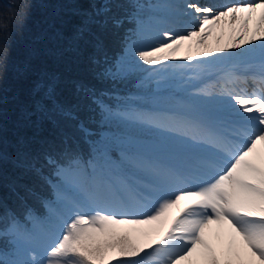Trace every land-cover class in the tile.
<instances>
[{"label": "snow or ice", "instance_id": "snow-or-ice-1", "mask_svg": "<svg viewBox=\"0 0 264 264\" xmlns=\"http://www.w3.org/2000/svg\"><path fill=\"white\" fill-rule=\"evenodd\" d=\"M186 7L200 14L195 17L196 30L165 31L166 40L134 49V55L149 66L168 68L171 65L164 62L182 60L196 67L191 62L197 56L207 58L227 49H242L229 55L251 61L258 57L259 75H232L227 83L246 85L251 79L258 84L257 89L249 93L243 87L237 90L222 85L218 93L200 90V96L216 97L212 103L219 106V113L183 123V128L193 130L190 141L196 144L185 142L193 150L179 168L125 154L122 159L131 164V169L117 166L105 175V166L111 165L105 137L93 142L87 160L71 149L61 157H46L58 183L85 189L87 195L83 201H73L68 217L61 221L60 234L53 235L44 249L45 259L29 251V258L15 259L12 264H112L116 256L141 257L144 250L133 243L129 233L121 231L139 225L153 226L151 231L158 237L155 246L150 244L151 251L141 260L128 259L121 264H201L200 258L204 264H246L237 237L243 239L259 264H264V0H237L220 10L195 3ZM257 12L259 22L253 31L251 23ZM115 23L119 25L120 21ZM225 26L232 30L229 43L221 46L222 38H218L213 48L209 39ZM185 45L188 52L181 56ZM101 75L116 80L125 72L114 63ZM51 95L49 92V98ZM92 101L105 121H156L151 115L114 109L101 96L93 95ZM227 125L232 127L225 134L221 128ZM81 129L91 135L83 125ZM177 208L180 212L173 217L172 210ZM9 228L15 233L19 225L13 221ZM225 230L231 239L226 248L218 250L211 243L212 233L215 231L219 239ZM4 231L0 228V235Z\"/></svg>", "mask_w": 264, "mask_h": 264}, {"label": "trees", "instance_id": "trees-1", "mask_svg": "<svg viewBox=\"0 0 264 264\" xmlns=\"http://www.w3.org/2000/svg\"><path fill=\"white\" fill-rule=\"evenodd\" d=\"M155 1L5 0L12 6L0 10V42H6L0 43V78L7 77L0 79V228L5 230L0 264L27 259L29 251L37 256L26 242L41 231L57 230L72 204V194L52 176L46 157L71 149L87 160L86 136L98 140L104 131L114 135L105 136L107 141L116 142L135 125L134 120H103L92 96L114 109L139 113L124 105L133 96L115 89L139 92L148 85L139 75L149 65L133 50L152 44L160 26L154 14L161 12ZM114 63L123 67L124 77H103L102 70ZM81 125L89 126L91 135ZM13 221L19 225L15 233L9 228Z\"/></svg>", "mask_w": 264, "mask_h": 264}, {"label": "rangeland", "instance_id": "rangeland-1", "mask_svg": "<svg viewBox=\"0 0 264 264\" xmlns=\"http://www.w3.org/2000/svg\"><path fill=\"white\" fill-rule=\"evenodd\" d=\"M161 1L163 2L160 7L164 10L165 14L162 18L157 17V19H155L156 22L158 21L161 26H159L157 30L155 31L153 30L155 34L153 33V39L151 41L152 44H148V46H155V44L161 42L162 40H166V37L163 36V33L165 31H173V30L191 31V30H196L198 28V21L195 19V17L200 14H196L191 9H188L186 7L187 4L195 3L200 6H210L216 10H220L223 8V6L214 7L216 4H218V1H222V0H161ZM175 6H179V7H175ZM184 13H187V15H184ZM256 14H254L253 20L251 23L253 31L256 29L257 24L259 22V16L258 14L257 15ZM151 25L152 24L150 23V26ZM158 32H159V36H156ZM146 43L147 41L144 42V44ZM209 44L212 45L210 42ZM187 52H188V45H185L180 55L183 56ZM193 52H195L194 45H193ZM207 59L208 57L205 58V57L197 56L191 62V64L196 65V67H190L188 66L189 62H185L182 60L175 61V62L166 61L164 63L171 65L170 67L168 68H163L161 66H154L153 68L150 67V69L146 71L142 75V77L145 80L146 79L151 80L153 82L154 89H158V90L169 89V93L168 94L165 93L164 95V97H167L169 99L174 97V96H170V94L171 93L174 94L175 93L174 90H178V91H183L186 94H188L189 100L191 102H197L198 104H201V106L203 103L206 102V108L202 109L199 106H196V107H193L194 109H191V111L195 115L200 116V119L212 118V117H215L219 113V106L212 103V101L216 97L200 96L199 92L201 89H204L210 92L218 93L221 89V86L224 85L225 82L222 80H213V79L210 80L211 76L214 73L213 72V67L215 66L214 63L212 62L206 65H202L199 63L200 61L207 60ZM227 87H233V85L228 84ZM236 87H237V90H239V88H242V87L246 88V90L249 93L257 89V87L253 84V81L251 79L248 80L246 85L239 84V85H236ZM189 91H192L195 93H189ZM194 94L199 95V96H195ZM202 99H204L205 102ZM138 125L140 124L137 123V121H135V125L132 126V129L134 131H137V129L135 128ZM157 125H159V123ZM231 127H232L231 125L222 127L225 134L229 133ZM178 128L179 129L181 128L182 130H184L183 127L178 126ZM186 132L190 133L191 130L186 129ZM150 136H151L150 139H156V140H157L156 136L165 137V139L161 140L162 141L161 148H163L164 142L171 141V137L173 136V134L166 130H163V132L161 133L158 131L155 132L154 130L151 129ZM188 138L190 139V137ZM188 138H187V141H188ZM141 143L148 146L149 148H154L155 146V143L153 142L142 141ZM193 144H196V141ZM66 187L71 190L76 189L77 190L76 193H79L80 195H83V196L87 195V191L85 189H81V188L74 187V186H68V185H66ZM174 210L175 209L172 210V213ZM152 227L153 226H150V225L126 226L122 230H127L129 232L134 244H137L138 246H140L144 251L150 252L151 248H149V245L154 244L155 240L158 238L156 233L151 231ZM52 236L45 235L43 233L39 235L38 238L35 239V247L37 248V250L40 252H43L44 249L51 242ZM212 238L216 242H219V243L215 244ZM212 238H211V243L215 247H217V249L219 250L218 247H222L223 245H224L223 247L226 248L229 241L227 240L225 241V239L230 240L231 236L228 233V231L225 230L220 235L219 239L217 238L216 232L214 233V235H212ZM237 243H238V247L242 250V252H246L248 255L246 258L247 264H259V261L257 260V258L252 256L250 250L247 249V246L244 244L242 238L237 237ZM115 258H117V256ZM195 258L196 257L194 256L193 259ZM200 259H201L202 264H204L203 259L202 258ZM182 264H187V262L182 263Z\"/></svg>", "mask_w": 264, "mask_h": 264}, {"label": "bare ground", "instance_id": "bare-ground-1", "mask_svg": "<svg viewBox=\"0 0 264 264\" xmlns=\"http://www.w3.org/2000/svg\"><path fill=\"white\" fill-rule=\"evenodd\" d=\"M7 6H12V5H9L5 2V0H0V10H4L5 8H7ZM258 16H259V12H257ZM256 14V15H257ZM251 28H252V25H251ZM232 37V30L231 28L225 26L223 29H217L213 35L211 36V38L209 39V42L212 44V47H216L217 46V39L218 38H222V42H221V46H226L230 39ZM3 40V39H2ZM2 40L0 43H2ZM3 43L5 44V40H3ZM238 50L236 49H227L225 53H213L212 56L208 57L207 60H211L213 63H214V67H213V75L211 76V78L213 80H223L224 78H227L228 76V70L230 67L228 66H231L232 64V61L235 62L237 61L238 63L240 62H244V63H248L247 65L251 66V65H257L258 64V57L256 58L255 61H251V60H248V59H242V58H239V57H232L229 55V53L231 52H237ZM239 51H243L242 49L239 50ZM112 55H115V53H112ZM216 56H223L224 59L222 60H216L215 57ZM221 65L223 67H221ZM1 80H6L7 77L6 76H2L0 78ZM245 116H247L248 114H244ZM253 115H255V113H253ZM89 127V126H88ZM178 210V209H176ZM174 210L173 211V214L172 216L174 217L179 211H176ZM187 262V264H189L188 261H184L182 263H185ZM246 264H247V261H246Z\"/></svg>", "mask_w": 264, "mask_h": 264}]
</instances>
